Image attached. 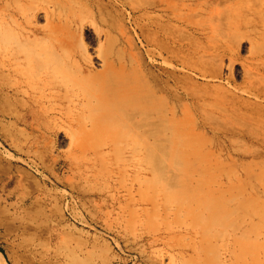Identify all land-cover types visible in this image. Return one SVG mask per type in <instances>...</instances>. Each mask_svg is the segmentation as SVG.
<instances>
[{
	"label": "rangeland",
	"instance_id": "obj_1",
	"mask_svg": "<svg viewBox=\"0 0 264 264\" xmlns=\"http://www.w3.org/2000/svg\"><path fill=\"white\" fill-rule=\"evenodd\" d=\"M186 1L178 0V6L187 9ZM230 6L229 27L237 37L229 46L234 47L235 59L230 65L225 59L222 74L243 85V68L250 62L264 63V31L257 24V7H264V1L233 0ZM21 7L39 9L37 26L46 23L45 12L67 21L94 68L100 69L103 56L108 55L141 87L163 93L164 69H172L170 60L163 61L160 54L165 39L161 26L166 22L163 0H0V47L16 42L51 47L41 34L25 39L18 29L8 28L11 12L23 11ZM52 29L54 36L61 32ZM176 72L181 79L183 121L200 113L187 95V82L205 79L197 72ZM11 77L9 69L0 74V85L6 82L0 86V264H228L221 238L208 246L201 233L193 234L183 216L173 212L174 205L156 199L153 188L149 200L127 194L122 182L141 172L151 178L186 175L229 178L239 184L244 200L242 264H264V147L231 138L223 128L230 125L225 121L214 128L199 123L193 130L182 126V135L194 133L201 139L198 143L142 146L125 138L112 140L107 131L81 142V130L69 117L80 108L68 101L61 105L64 114L50 112L47 118L46 112L39 127L32 118L15 121V114L24 111L23 92L13 79V83L6 81ZM51 97L42 101L49 105L54 102ZM81 97L95 102L94 94L85 88ZM95 112L94 107L85 108L83 117L91 120ZM73 137L78 140L72 141ZM151 212L154 221L148 224L146 214Z\"/></svg>",
	"mask_w": 264,
	"mask_h": 264
},
{
	"label": "bare ground",
	"instance_id": "obj_2",
	"mask_svg": "<svg viewBox=\"0 0 264 264\" xmlns=\"http://www.w3.org/2000/svg\"><path fill=\"white\" fill-rule=\"evenodd\" d=\"M232 2L227 0L215 6V0H189L184 3L185 11L178 6V0H163L166 22L161 26L165 39L160 54L163 61L170 60L172 69H164L166 78L161 85V95L141 87L129 73L116 68L108 55L103 56L100 69L94 68L87 49L76 42L67 21L64 23L61 18H52L50 12H45L46 23L37 26L38 8L21 7L23 11L18 9L11 15L7 13L11 17L7 21L8 28L12 26L18 29L25 39L41 34L51 45L49 48L29 44L22 46L14 41L15 44L0 47V74L4 75L5 70L9 69L12 77L6 81L13 83V79L23 92L21 106L24 111L20 116L16 113L14 120L21 122L32 118L35 126L39 127L44 124L46 112L47 118L50 112L64 114L61 105L65 104L63 101H68L73 108H80L77 113L74 112V116L69 117H72V124L81 130V142L86 137L107 131L111 133L109 137L112 140L125 138L127 142L142 146L149 142L198 143L201 139L194 133L186 137L182 135V126L187 124L186 127L193 130V126L199 123L206 128H214L225 121L230 125L223 128L231 138L264 147V83L261 82L264 79V63L250 62L243 68L246 82L243 85L234 82L231 76L222 74L225 59H228L229 65L235 59L234 47L229 46L237 37L229 27ZM257 10V24L264 31V7L259 6ZM52 28L60 30V34L54 36ZM174 30L178 33H174ZM176 70H183L187 75L197 72L205 79L203 82H187V95L197 104L200 113L188 115L183 121L179 116L182 106L181 79ZM84 88L94 94L95 102H87L81 97ZM47 95L54 99V102L47 103L49 105L45 104V99L42 101ZM93 107L96 114L91 120H86L83 117L85 108ZM39 111H42V115L38 116ZM8 114L13 116L10 111ZM219 138L215 136L213 139ZM77 140L76 137L72 138V141ZM139 164L144 166L143 158ZM118 179L120 182L124 180ZM122 183L127 194H138L144 200L151 198L149 189L153 188L156 199L158 196L174 205L173 212L183 216L184 224L193 234L201 233L208 246L211 240L217 243L221 238L228 264H242L244 200L239 184L229 178L223 181L186 175L151 178L143 172ZM222 183H226L224 188L220 187ZM216 193L222 196L213 197ZM153 221L154 213H147L146 223L152 224Z\"/></svg>",
	"mask_w": 264,
	"mask_h": 264
}]
</instances>
